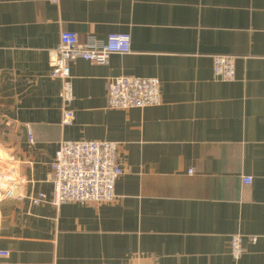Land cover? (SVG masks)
<instances>
[{
    "label": "crops",
    "instance_id": "0c3cea01",
    "mask_svg": "<svg viewBox=\"0 0 264 264\" xmlns=\"http://www.w3.org/2000/svg\"><path fill=\"white\" fill-rule=\"evenodd\" d=\"M65 30L132 40L71 63V125L50 64ZM218 54L234 80L215 77ZM121 75L158 78L161 102L109 108ZM81 139L119 143L113 202H53L55 154ZM0 154V264H264V0H0Z\"/></svg>",
    "mask_w": 264,
    "mask_h": 264
},
{
    "label": "built area",
    "instance_id": "2783aa9c",
    "mask_svg": "<svg viewBox=\"0 0 264 264\" xmlns=\"http://www.w3.org/2000/svg\"><path fill=\"white\" fill-rule=\"evenodd\" d=\"M58 2L60 0H51ZM132 51L131 36L126 33H111L105 41L82 42L75 31L65 30L51 57V76L61 81L60 98L62 101V124H73L76 113L72 106L74 90L71 63L77 59L88 60L95 64H108L113 54H128ZM214 75L222 81L236 78V60L230 55L214 56ZM161 82L156 77L121 75L111 77L108 84V107L128 110L145 108L161 102ZM30 142L34 134L28 127ZM51 181L54 185L52 200L55 204L64 202L103 203L117 198L116 183L124 173L119 161V143L111 140H64L60 143L52 161ZM10 185H19L23 178H7ZM1 180V178H0ZM244 185L253 183L252 176H243ZM1 182V181H0ZM1 193V191H0ZM4 193V192H3ZM11 193L10 190L7 192ZM0 194V199H1ZM47 199L40 193L33 199L39 203ZM231 252L239 258L244 252L243 236L231 237ZM255 240V238H253ZM0 252V256H8ZM126 264H158L128 262Z\"/></svg>",
    "mask_w": 264,
    "mask_h": 264
},
{
    "label": "bare ground",
    "instance_id": "6f19581e",
    "mask_svg": "<svg viewBox=\"0 0 264 264\" xmlns=\"http://www.w3.org/2000/svg\"><path fill=\"white\" fill-rule=\"evenodd\" d=\"M1 155V154H0Z\"/></svg>",
    "mask_w": 264,
    "mask_h": 264
}]
</instances>
